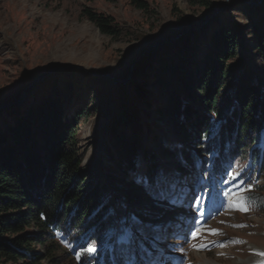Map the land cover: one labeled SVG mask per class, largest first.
I'll return each mask as SVG.
<instances>
[{
  "label": "rangeland",
  "instance_id": "rangeland-1",
  "mask_svg": "<svg viewBox=\"0 0 264 264\" xmlns=\"http://www.w3.org/2000/svg\"><path fill=\"white\" fill-rule=\"evenodd\" d=\"M134 1L0 0V104L16 101L0 109V129L42 95L49 94L56 80L60 89L63 80L68 79L72 88L62 92L66 96L64 115L71 117L85 109L90 111L83 114L76 130L81 174L88 179L87 184L98 182L110 188L105 178L107 170L103 172L98 160L104 161L116 176H123L125 184H138L137 178L145 176L147 166L143 156L137 159L133 169L124 166L116 171L104 153L105 145L109 144L111 153L116 155L115 144L107 137L114 123L115 107L121 103L128 111L136 107V122L146 127L140 139L143 149L154 155L157 173L163 171L169 175L171 185L150 194L149 198L129 202L124 210L117 212L111 227L100 232L105 248L112 246L114 237L110 238V234L116 233L118 224L123 222L124 228L133 229L138 242L142 236L152 238L143 245L154 257L159 256L160 264H248L249 261L264 264V256L259 255L264 253V161L256 167L254 177L236 164H225L224 174L211 175L215 184L208 183L202 169L199 176L189 161L183 159L185 150L191 149L187 143L189 137H176L173 120L163 114L165 88L154 83L161 59L173 58L185 41L193 47L194 57L203 46L204 53L210 46L211 34L220 25L233 30L241 41L240 65L246 63L245 68L264 73L253 42L258 33L264 32L259 18L264 12V0H206L208 5L200 0H139L146 3V9L138 8ZM86 9L112 17L119 34L103 33L87 17ZM70 65L82 66L93 75L76 68L61 69L31 85L38 74ZM108 75L121 81L128 79L115 83ZM135 84L144 86L146 97L135 94ZM195 108L193 115L202 109L199 104ZM191 122L192 114L187 123ZM115 128V132L126 131L122 125ZM260 144L259 141L256 145ZM172 147H179L180 155L170 153ZM261 152L264 154V148ZM229 173L240 175L225 183ZM237 184L247 189L241 193L248 201L247 212L227 207L228 189L239 192ZM198 196L201 202L197 205ZM193 205L199 208V213ZM133 217L139 223H134ZM143 226L154 235L144 234ZM195 227L201 228V233L192 241L190 236ZM205 228L216 229L219 234L210 235ZM92 239L83 240L80 248L95 243ZM193 243H204L207 247L196 250L191 246ZM220 244L224 247H219ZM69 248L74 255V247L69 245ZM137 257L139 260V254Z\"/></svg>",
  "mask_w": 264,
  "mask_h": 264
},
{
  "label": "trees",
  "instance_id": "trees-1",
  "mask_svg": "<svg viewBox=\"0 0 264 264\" xmlns=\"http://www.w3.org/2000/svg\"><path fill=\"white\" fill-rule=\"evenodd\" d=\"M200 1L208 5L206 0ZM134 2L140 9L147 8L143 1ZM85 13L103 33L119 34L112 17L90 9ZM259 18L264 24V12ZM253 42L264 66V32L258 33ZM184 43L173 58L160 60L154 81L165 88L163 114L173 120L176 137H189L191 149L185 150L183 159L199 176L202 169L211 185L215 182L210 176L224 174L225 164H236L254 177L256 167L264 161V73L245 68L246 63L240 65L241 41L223 25L213 31L204 53L203 46L194 57L193 47ZM56 83L49 94L0 129V264H123L115 241L105 248L100 232L111 227L117 212L127 203L149 198L157 190L139 183L125 184V178L116 176L102 160L97 163L103 172L107 170L105 178L110 188L98 182L87 184L88 179L81 174L76 130L83 114L90 111L66 117V96L62 92L71 90L72 83L65 79L60 89ZM134 90L136 95L146 97L143 85L135 84ZM196 104L202 109L193 115ZM191 114L193 122L187 123ZM113 119L107 137L115 144L116 155L109 144L104 153L116 166L114 170L124 166L133 169L143 156L147 162L145 176L153 180L159 170L154 155L143 149L140 139L146 127L136 122V107L128 111L118 104ZM121 125L126 131L115 132ZM259 141L261 144L256 145ZM178 148L172 147L170 153L180 155ZM123 224H118L116 233ZM143 231L154 235L147 226ZM90 238L99 250L94 256L78 258L82 241ZM151 239L142 236L140 242L149 244ZM69 245L74 247V255Z\"/></svg>",
  "mask_w": 264,
  "mask_h": 264
},
{
  "label": "snow or ice",
  "instance_id": "snow-or-ice-1",
  "mask_svg": "<svg viewBox=\"0 0 264 264\" xmlns=\"http://www.w3.org/2000/svg\"><path fill=\"white\" fill-rule=\"evenodd\" d=\"M239 173H229V179L225 181V183H230L239 176ZM137 183L144 185L145 187L149 188L150 190H160L163 189L165 186L171 185V178L169 175L165 174L163 171L158 173L153 180H150L146 176H140L137 178ZM240 184H243V181H240ZM240 184L235 185L239 189V192L233 193L231 189H228L227 199V207L229 209L238 210L241 212L249 211L248 201L246 198L241 195L247 189L240 188ZM160 195H163V192H160ZM201 202V198L198 196L196 204L198 205ZM196 211L199 213V208L196 205H193ZM134 223H139L135 217H133ZM243 227V225H240ZM210 235H217L219 234L218 230L216 229H204ZM137 231L142 232V229H137ZM201 233V228L195 227L194 230L191 232L190 239L195 241ZM114 237L115 245L118 247L121 257L123 259V264H160L159 256H153V253L146 247H144L142 242H138L136 240V233L133 231L131 227L123 228L119 233H111L110 238ZM196 250H202L207 247L206 244L200 243L196 244L193 243L191 245ZM219 247H224L223 244L218 245ZM153 248H156V245H153ZM98 246L96 243H89L88 246L81 250L78 253V258L83 255L94 256L98 251ZM157 251H159L157 249ZM139 254V260L137 257ZM259 255L264 256V253H259Z\"/></svg>",
  "mask_w": 264,
  "mask_h": 264
},
{
  "label": "water",
  "instance_id": "water-1",
  "mask_svg": "<svg viewBox=\"0 0 264 264\" xmlns=\"http://www.w3.org/2000/svg\"><path fill=\"white\" fill-rule=\"evenodd\" d=\"M216 12H217V11H216ZM216 12H215V13H216ZM213 14H214V13H213ZM211 15H212V14H211ZM211 15H210V16H211ZM210 16H209V17H210ZM131 65H132V64H131ZM75 68H76V69L83 70V71H85L87 74L93 75V73H91V72L85 70L82 66H79V65L61 66V67L51 68V69H49V70H47V71H44V72L38 74V75L34 78V80H33V82H32L31 85L37 83L40 79H42L44 76L50 74V73L53 72V71L61 70V69H75ZM108 77H109V79H110L111 81H113V82H115V83H124V82L128 79V77H127L125 80H122V81H121V80H119V79H117V78H115V77H113V76H109V75H108ZM15 102H16V101H15ZM15 102H14V101H7V102H4V103H1V104H0V109H3V108H6V107H9L10 105L14 104Z\"/></svg>",
  "mask_w": 264,
  "mask_h": 264
},
{
  "label": "bare ground",
  "instance_id": "bare-ground-1",
  "mask_svg": "<svg viewBox=\"0 0 264 264\" xmlns=\"http://www.w3.org/2000/svg\"><path fill=\"white\" fill-rule=\"evenodd\" d=\"M248 264H257L256 262H252V261H249V262H247Z\"/></svg>",
  "mask_w": 264,
  "mask_h": 264
}]
</instances>
